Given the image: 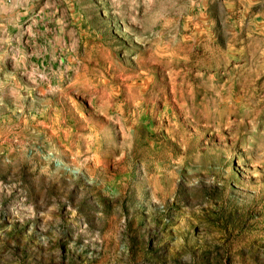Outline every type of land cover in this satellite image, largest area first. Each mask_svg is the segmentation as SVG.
Segmentation results:
<instances>
[{
	"label": "rangeland",
	"instance_id": "rangeland-1",
	"mask_svg": "<svg viewBox=\"0 0 264 264\" xmlns=\"http://www.w3.org/2000/svg\"><path fill=\"white\" fill-rule=\"evenodd\" d=\"M0 264H264V0H0Z\"/></svg>",
	"mask_w": 264,
	"mask_h": 264
}]
</instances>
